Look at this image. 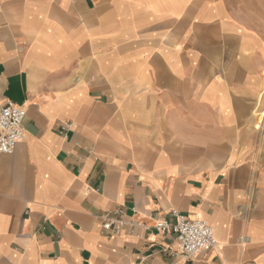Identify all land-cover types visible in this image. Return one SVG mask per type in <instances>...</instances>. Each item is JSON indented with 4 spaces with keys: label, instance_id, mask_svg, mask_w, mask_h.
I'll return each mask as SVG.
<instances>
[{
    "label": "crops",
    "instance_id": "0c3cea01",
    "mask_svg": "<svg viewBox=\"0 0 264 264\" xmlns=\"http://www.w3.org/2000/svg\"><path fill=\"white\" fill-rule=\"evenodd\" d=\"M262 71L264 0H0V107L26 110L0 264H264V143L238 138ZM118 208L144 227L106 236ZM172 211L217 247L185 262Z\"/></svg>",
    "mask_w": 264,
    "mask_h": 264
},
{
    "label": "built area",
    "instance_id": "2783aa9c",
    "mask_svg": "<svg viewBox=\"0 0 264 264\" xmlns=\"http://www.w3.org/2000/svg\"><path fill=\"white\" fill-rule=\"evenodd\" d=\"M26 110L23 106L7 102L0 107V154L11 155L16 146L23 140V120ZM70 128L66 124L60 128V134ZM172 219H158L153 228L159 233L170 234L174 237L176 247L185 262H190L203 251L217 247L212 228L204 221L188 219L185 215L171 212ZM122 208L106 212L100 216L102 232L109 237L118 236L123 228L144 227L142 222H128ZM244 238H241V241Z\"/></svg>",
    "mask_w": 264,
    "mask_h": 264
},
{
    "label": "rangeland",
    "instance_id": "374dc122",
    "mask_svg": "<svg viewBox=\"0 0 264 264\" xmlns=\"http://www.w3.org/2000/svg\"><path fill=\"white\" fill-rule=\"evenodd\" d=\"M258 58L259 56L254 55L253 57H248L246 61L248 63H253L252 61H255ZM242 59V57H239L236 61H242ZM257 79H260L261 86L254 87L256 91L254 93L255 102L251 104V107L249 106V113L251 114V117L248 118L246 122L244 121L243 124H241L238 138H254V144L260 145L264 143V71L257 76ZM243 105L244 104H242V106ZM190 127L194 128V131H197V124H190ZM241 132H244V134L241 135ZM191 137L196 138L197 136L191 135Z\"/></svg>",
    "mask_w": 264,
    "mask_h": 264
}]
</instances>
